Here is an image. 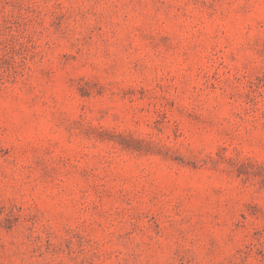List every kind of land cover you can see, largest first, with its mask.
<instances>
[{"label":"rangeland","instance_id":"rangeland-1","mask_svg":"<svg viewBox=\"0 0 264 264\" xmlns=\"http://www.w3.org/2000/svg\"><path fill=\"white\" fill-rule=\"evenodd\" d=\"M0 264H264V0H0Z\"/></svg>","mask_w":264,"mask_h":264}]
</instances>
